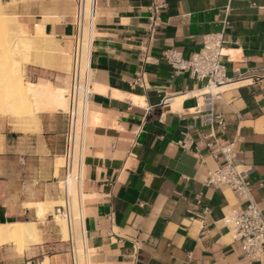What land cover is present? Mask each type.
Returning <instances> with one entry per match:
<instances>
[{"label": "crops", "instance_id": "obj_1", "mask_svg": "<svg viewBox=\"0 0 264 264\" xmlns=\"http://www.w3.org/2000/svg\"><path fill=\"white\" fill-rule=\"evenodd\" d=\"M152 2L162 7L148 40ZM0 3L25 31L43 23L54 40L52 55L23 67L37 123L0 116V223L39 227L31 254L4 245L0 264H70L51 213L38 221L24 204L61 198L69 110L62 85L72 63L75 0ZM220 32L233 83L219 91L175 72L162 56L173 48L189 58L206 34ZM91 34L88 86L80 87L83 108L72 121V192L83 199L77 242L91 251L89 264L264 262V244L259 259L241 258L224 220L244 201L204 183L224 163L206 143L234 141L250 171V199L264 215V0H95Z\"/></svg>", "mask_w": 264, "mask_h": 264}, {"label": "built area", "instance_id": "obj_2", "mask_svg": "<svg viewBox=\"0 0 264 264\" xmlns=\"http://www.w3.org/2000/svg\"><path fill=\"white\" fill-rule=\"evenodd\" d=\"M87 0H75V13L73 25L75 28L73 35L72 63L68 75V93L69 100L73 105L74 99L78 92H81L82 85L88 86L89 73V54L92 42L91 28H89V37L84 38L83 28L86 26L90 17L92 23V14L94 3L89 7V13H85ZM162 5L152 2L149 7V17L147 26V39L150 40L152 33L159 24V12ZM164 60L170 65L175 72H187L190 77L199 81H205L207 87L225 86L233 83L232 79L227 77L225 67L222 63L224 56L223 36L222 33H209L204 36L202 48L193 53L189 58H184L182 53L176 49L168 48L163 51ZM86 67V73L82 74V69ZM141 81L140 73L135 78V83ZM88 90L85 93V97ZM167 102V99L164 100ZM208 107L211 108L212 101H207ZM67 115V128L65 133V149L63 154L64 174L61 180L62 193L61 203L54 205L51 217H60L65 224V237L60 232L61 240L67 243L70 264H81V257L78 251V229L77 214L74 209L72 196V165H73V131L72 121L73 107L65 112ZM208 122L213 119L207 118ZM84 128V127H83ZM183 146H186L183 143ZM210 149V155L213 159L221 156L224 160L223 164L209 169L205 175L204 183L210 186L224 187L232 191L236 197L244 201V205L232 209L224 216L225 222L230 228L233 242H236L241 249V258L247 262L259 259L263 254L264 244V215L260 206L250 199L251 182L249 181V169H247L241 161L237 160V148L234 141H227L212 145L206 143ZM195 154L201 158L198 150ZM81 181V171L79 178V190ZM82 193V192H81ZM206 212V209H204ZM81 214L83 222V199L81 198ZM84 230V227H83ZM85 236V234H84ZM86 256L91 258V251L86 245ZM26 264H32L27 261ZM264 264V262H260Z\"/></svg>", "mask_w": 264, "mask_h": 264}, {"label": "bare ground", "instance_id": "obj_3", "mask_svg": "<svg viewBox=\"0 0 264 264\" xmlns=\"http://www.w3.org/2000/svg\"><path fill=\"white\" fill-rule=\"evenodd\" d=\"M92 4H93V0H92ZM89 7H91V0H87V4L85 7L86 17L90 11ZM90 27H92V23L89 17L86 26L83 28V36L86 39L90 38L89 37ZM1 30L7 34L6 42H8V46H7L6 60L4 62L2 61V64L0 65V116L11 115L16 119L30 118L32 122L37 123V113L32 108V103L28 95L27 86L24 82V79L22 78L23 67L25 64L35 62L40 55L39 53H41L42 51L41 49L43 48L44 49L48 48L50 51L48 54L47 53L44 54L45 56L52 55L54 40L51 35H48L45 32L43 23L36 24L34 31L32 33L25 31L21 27V24L19 23L15 15L5 14L3 10V6L0 3V31ZM4 46H6V44ZM84 70L86 72V67H84V69H82L81 72H83ZM227 86L229 85H225L221 87L219 86H213L210 88L207 87L206 89L208 91H219V89H222L223 87H227ZM4 92H6L7 94H5ZM72 107H73V116L77 118V116H79L81 113V112L78 113L79 107L81 111L83 108V99L81 98L80 95L77 94V96L74 99ZM9 122H11V120H9ZM1 139L3 140V138ZM72 196H73L74 209L78 218V223L82 224V214H81L82 194L77 190H75L72 192ZM55 202H56L55 205H57L61 203V200L27 202L24 205L34 211V216L36 218H42L45 212L48 211L49 206H51ZM56 218L58 219L57 220L58 223L61 226L63 225V229L65 230L64 221L60 217L56 216ZM64 230L63 232L65 235L66 230L65 231ZM37 239H38V230L36 228L34 220L0 223V247L12 243L22 248L25 245L36 242ZM85 250L86 249L82 245L78 244V251L81 257V264H89L88 255L86 256Z\"/></svg>", "mask_w": 264, "mask_h": 264}, {"label": "rangeland", "instance_id": "obj_4", "mask_svg": "<svg viewBox=\"0 0 264 264\" xmlns=\"http://www.w3.org/2000/svg\"><path fill=\"white\" fill-rule=\"evenodd\" d=\"M3 6V5H2ZM6 36H7V34L6 33H4L2 30L0 31V65L2 64V61L4 62L5 60H6V57H7V46H8V42H6V40H7V38H6ZM4 38V39H3ZM4 40V41H3ZM6 42V43H5ZM6 44V46H4ZM42 51H41V53H39V54H42V55H44V54H48L50 51H49V49L48 48H43V49H41ZM38 51V50H37ZM44 52V53H43ZM5 57V58H4ZM22 78L24 79V80H27L26 79V77H25V71H24V73H23V76H22ZM67 85H68V77L66 78V80H65V82H64V85H62V86H65V87H67ZM5 94H7L6 92H4ZM68 105H69V108H70V106H72V104L70 103V100H69V103H68ZM81 112V109H80V107H79V112L78 113H80ZM81 120H78V131H80V132H82V129H81ZM83 133V132H82ZM58 200H60V199H58ZM58 203V202H57ZM232 203H234V201H232ZM56 204V202L55 203H53L52 204V206L50 207L49 206V208H48V211H46V213H45V215L42 217V218H39L38 219V221H42V220H44V218L46 217V215L48 214V213H52L53 212V207H54V205ZM58 219L56 218V217H54V221H55V224L60 228V232L63 234V237H65V235H64V232H63V225L61 226L59 223H58V221H57ZM36 225H37V227H38V223H36ZM62 227V228H61ZM39 228V227H38ZM65 228V227H64ZM77 229H78V225H77ZM40 231V230H39ZM65 231V230H64ZM9 249H12L13 251H14V253H16L18 256H22V255H24V254H27V255H29V254H31L32 252H33V245H25L24 247H22V248H20L18 245H14V244H8V245H6ZM22 250L24 251L23 253H20V252H22Z\"/></svg>", "mask_w": 264, "mask_h": 264}]
</instances>
